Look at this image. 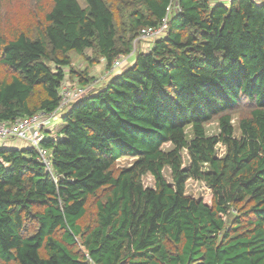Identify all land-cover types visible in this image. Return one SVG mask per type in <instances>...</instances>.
I'll return each instance as SVG.
<instances>
[{"label": "trees", "instance_id": "1", "mask_svg": "<svg viewBox=\"0 0 264 264\" xmlns=\"http://www.w3.org/2000/svg\"><path fill=\"white\" fill-rule=\"evenodd\" d=\"M33 1L31 25L0 26V121L53 112L65 68L93 78L72 52L109 70L172 8L149 49L44 130L49 170L28 145L0 146V264H264V1Z\"/></svg>", "mask_w": 264, "mask_h": 264}, {"label": "rangeland", "instance_id": "2", "mask_svg": "<svg viewBox=\"0 0 264 264\" xmlns=\"http://www.w3.org/2000/svg\"><path fill=\"white\" fill-rule=\"evenodd\" d=\"M77 1L81 7L85 6L84 0H77ZM35 13H36V9H34L33 0H0V26L2 27V29H5L9 23L12 24L14 27H17L18 29H22L27 25H31L32 15ZM155 39L156 38H152L149 40L141 39L138 40L136 43H132L133 48L130 55L132 56L135 55V53L138 50L145 51L149 49L151 43ZM70 55H71V66L76 70H83L87 66L89 71V76L93 77L92 81H90V84H92V86L94 87L100 86L101 80H104L105 79L104 75H106V73L103 72L104 65L102 64V62L94 65H88L82 57L76 55L74 52H72ZM126 58L127 56L121 57L122 64L130 59L129 56L127 60H125ZM65 71H67L65 78L66 82L72 85L77 84L76 80L71 77L68 68H65ZM94 83H96L97 86ZM238 117H239L238 111L234 112L232 116V124L235 127L236 135L238 134V119H239ZM49 123L52 124L51 127L53 129L46 128L45 130H48L46 134L50 137H55L56 135H58L59 129L62 126L63 121L61 117H59V115L57 114L56 116H53L49 119ZM186 131L189 132V128H187ZM217 132H218V128L216 126V121L207 124L206 133L208 135H213L216 134ZM10 141H12V139ZM161 147L163 150H169L170 148H172V145L169 142H167L164 143ZM223 151H224L223 145L218 144L217 145L218 155H221ZM181 156H182V166L186 167L189 163V160H188L187 151L185 149L181 151ZM132 162H133V157L123 156L116 160L115 166L116 168L120 169L122 167L131 165ZM163 174L165 179L168 182H171V175L169 168H164ZM141 182L143 186L146 187L154 186V180L149 173L141 176ZM184 190H185V194L191 195L196 198H202L206 202L210 201L211 189L202 180L188 178L185 181Z\"/></svg>", "mask_w": 264, "mask_h": 264}, {"label": "built area", "instance_id": "3", "mask_svg": "<svg viewBox=\"0 0 264 264\" xmlns=\"http://www.w3.org/2000/svg\"><path fill=\"white\" fill-rule=\"evenodd\" d=\"M171 8V5L166 8V13L161 23H159L157 26H148L142 28L133 40V43H136L138 40L141 39L149 40L152 38H157V36H159L163 31H165V29L167 28V20ZM121 57L122 56H119L113 60V64L109 68V70H106V74L115 67L121 65ZM93 88L95 87H93L92 84L85 86L79 84L72 85L66 82V80H64L59 90V94L61 97L59 106L53 112H38L33 115L18 117L13 121L1 120L0 140L6 141L9 139H19L25 141L28 146L32 147L37 152V160L49 170L51 165L49 149L44 147L42 144L45 136L44 130L47 127L51 126V123H49V119L59 114L60 111L65 110V108H67L77 98L86 94Z\"/></svg>", "mask_w": 264, "mask_h": 264}, {"label": "crops", "instance_id": "4", "mask_svg": "<svg viewBox=\"0 0 264 264\" xmlns=\"http://www.w3.org/2000/svg\"><path fill=\"white\" fill-rule=\"evenodd\" d=\"M218 1H220V2H223V3H225V4H228L229 3V1L230 0H218ZM261 1H264V0H261ZM134 56L135 55H133V56H131V59L129 60V62H132L133 61V59H134ZM128 61V60H127ZM104 68V67H103ZM121 67H115L114 69H112V70H119ZM111 70V71H112ZM103 72H106V69L104 68L103 69ZM108 74V73H107ZM106 74V75H107ZM104 75V74H103ZM105 76V75H104ZM105 78H106V76H105ZM105 80V79H104ZM104 80H101V83L104 81ZM96 84V83H95ZM96 86H97V84H96ZM94 87V86H93ZM52 125V124H51ZM11 139H9V140H6V141H1L0 140V146H13V147H23V146H26V145H28L25 141H23V140H19V139H12V141H10Z\"/></svg>", "mask_w": 264, "mask_h": 264}]
</instances>
